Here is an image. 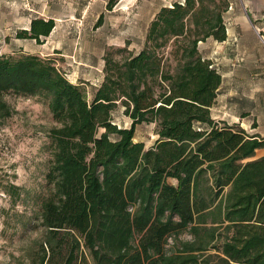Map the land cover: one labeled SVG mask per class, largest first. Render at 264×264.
<instances>
[{
    "label": "trees",
    "instance_id": "trees-1",
    "mask_svg": "<svg viewBox=\"0 0 264 264\" xmlns=\"http://www.w3.org/2000/svg\"><path fill=\"white\" fill-rule=\"evenodd\" d=\"M227 5L160 6L139 50L104 54L90 97L51 57L0 53V128L9 95L43 99L55 122L28 264H264V155L254 157L264 138L211 117L221 75L198 49L226 39ZM54 26L36 17L15 37L43 43ZM118 103L129 127L112 121ZM142 122L157 126L146 149L133 140Z\"/></svg>",
    "mask_w": 264,
    "mask_h": 264
},
{
    "label": "rangeland",
    "instance_id": "rangeland-1",
    "mask_svg": "<svg viewBox=\"0 0 264 264\" xmlns=\"http://www.w3.org/2000/svg\"><path fill=\"white\" fill-rule=\"evenodd\" d=\"M172 1L118 0L108 10L109 0H0V15L5 23L12 20L13 5L20 9L19 16L30 6L36 16L53 18L55 22L44 46L10 40L0 43V53H11L18 43L29 49L43 47L42 56L53 58L67 79L78 78L76 74L89 77L73 81L82 83L90 97L95 89L93 83L99 84L103 75L104 54L123 47L131 52L139 50L157 9ZM229 8L228 1L224 12ZM100 17L102 22L97 25ZM198 49L207 59V39L199 41ZM113 55L119 58L121 54ZM6 98L14 113L0 128V264H28L44 233L40 209L50 191L46 179L51 157L48 131L55 122L47 104L37 96ZM111 118L118 127L130 126L131 120L120 103ZM156 128L155 122L136 124L133 140L149 148L157 137ZM179 238L189 239V235L183 233Z\"/></svg>",
    "mask_w": 264,
    "mask_h": 264
},
{
    "label": "crops",
    "instance_id": "crops-1",
    "mask_svg": "<svg viewBox=\"0 0 264 264\" xmlns=\"http://www.w3.org/2000/svg\"><path fill=\"white\" fill-rule=\"evenodd\" d=\"M228 1L230 8L223 16L226 39L217 41L212 37L207 38V59L221 75L216 99L210 108L211 117L229 125H238L249 135L264 138V0ZM19 10L13 5L12 20L8 23L4 22L1 13L0 43L6 44L10 40L24 41L29 45L36 43L34 39L15 37L16 30L29 29L31 19L40 17L35 15L30 6L23 9L25 12H22V16H19ZM12 32L11 38L9 35ZM42 48L29 49L18 43L12 51L21 50L42 56ZM75 76L78 78L73 80L89 78L84 75L80 77L79 74ZM93 85L95 89L98 86ZM263 155L264 146L257 148L254 157Z\"/></svg>",
    "mask_w": 264,
    "mask_h": 264
}]
</instances>
